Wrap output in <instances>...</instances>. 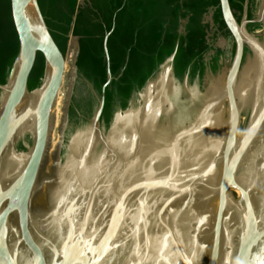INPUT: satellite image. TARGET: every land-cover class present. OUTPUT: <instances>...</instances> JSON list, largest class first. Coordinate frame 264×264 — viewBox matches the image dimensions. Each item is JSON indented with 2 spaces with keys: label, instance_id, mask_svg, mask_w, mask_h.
I'll return each mask as SVG.
<instances>
[{
  "label": "water",
  "instance_id": "95a60500",
  "mask_svg": "<svg viewBox=\"0 0 264 264\" xmlns=\"http://www.w3.org/2000/svg\"><path fill=\"white\" fill-rule=\"evenodd\" d=\"M219 1L229 65L202 85L179 81L174 52L106 128L108 34L107 81L100 94L89 85L93 115L66 140L79 53L70 34L72 79L49 158L66 55L39 0H11L19 51L0 84V264H264V0L253 20L246 0L241 21ZM38 53L44 73L29 89ZM50 162L59 169L46 175Z\"/></svg>",
  "mask_w": 264,
  "mask_h": 264
},
{
  "label": "trees",
  "instance_id": "16d2710c",
  "mask_svg": "<svg viewBox=\"0 0 264 264\" xmlns=\"http://www.w3.org/2000/svg\"><path fill=\"white\" fill-rule=\"evenodd\" d=\"M229 1L241 21L246 0ZM254 1L249 0V20L255 17ZM39 5L64 55L70 34L79 38L78 78L69 108L66 140L93 115L97 97L89 85L100 94L107 81L106 35L109 34L107 47L113 76L105 91L101 117L106 128L115 112L128 107L133 96L174 52L176 78L182 81L188 75L191 83L198 80L202 85L208 69L217 73L222 67L225 51L216 46L219 34L231 36L219 0H39ZM210 14L219 34L213 32L207 19ZM248 27L254 30L260 24L252 22ZM18 51L11 0H0V84L6 83ZM44 67V56L38 53L29 76V89L40 84Z\"/></svg>",
  "mask_w": 264,
  "mask_h": 264
},
{
  "label": "rangeland",
  "instance_id": "374dc122",
  "mask_svg": "<svg viewBox=\"0 0 264 264\" xmlns=\"http://www.w3.org/2000/svg\"><path fill=\"white\" fill-rule=\"evenodd\" d=\"M222 38H220V44L224 46L225 49V65L230 64V59L233 54V41L231 39H228L225 41V43H222ZM77 48V41L76 39L70 38L69 46H68V52L66 55V71H65V77H64V83L60 91L59 101H58V107H57V123L56 127L53 132V144L56 145L59 141V133L61 130V123H62V117H63V109L64 104L67 97V92L69 90V84L72 79V67L74 64V57L76 53ZM197 80L193 84H196Z\"/></svg>",
  "mask_w": 264,
  "mask_h": 264
},
{
  "label": "flooded vegetation",
  "instance_id": "af4514ba",
  "mask_svg": "<svg viewBox=\"0 0 264 264\" xmlns=\"http://www.w3.org/2000/svg\"><path fill=\"white\" fill-rule=\"evenodd\" d=\"M249 1V0H248ZM260 3H261V0H255L254 1V3H253V12H254V15H255V13L258 11V9H259V7H260ZM248 8H249V4H248ZM255 18V17H254ZM207 19L208 20H210L211 21V25H212V30H213V32H217V28L214 26V24H213V22H212V19H211V14H210V16H208L207 17ZM252 23V22H251ZM250 24V23H249ZM249 24L247 25V27L249 26ZM260 24V27L259 28H255L254 30H250L249 29V27H248V29L250 30V31H254V32H260L261 30H262V24L261 23H259ZM217 34H219L218 32H217ZM220 38H225L226 39V41L228 40V39H231L232 40V37L230 36V37H225V36H223V35H220L219 34V37H218V39H217V42H216V46L217 47H220V48H222L221 47V44H220ZM224 51H225V49L224 48H222ZM233 50H234V45H233ZM247 53V52H246ZM223 60H224V64H225V60H226V57H225V54H224V56H223Z\"/></svg>",
  "mask_w": 264,
  "mask_h": 264
},
{
  "label": "bare ground",
  "instance_id": "6f19581e",
  "mask_svg": "<svg viewBox=\"0 0 264 264\" xmlns=\"http://www.w3.org/2000/svg\"><path fill=\"white\" fill-rule=\"evenodd\" d=\"M250 64H252V62H250ZM220 85H221V83H219ZM58 101H59V99H58ZM27 102H30L29 100L27 101ZM27 102H25V103H27ZM57 107H58V103H57ZM57 108H56V116H57ZM223 121H226L225 119H224V117H223ZM31 126V122L29 123H26L25 124V126L22 128V129H26V128H28V127H30ZM88 133H92V132H88ZM57 146V144L56 145H54V144H52V151L50 152V154H49V158H51L53 155H54V151H55V147ZM53 163L52 162H50V163H48V165L46 166V169L44 170V173L46 174V175H48V174H52V173H54L55 171H57L59 168L58 167H56L54 164L52 165Z\"/></svg>",
  "mask_w": 264,
  "mask_h": 264
}]
</instances>
